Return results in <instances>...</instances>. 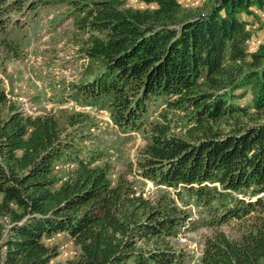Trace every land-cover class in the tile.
Here are the masks:
<instances>
[{"label":"trees","instance_id":"obj_1","mask_svg":"<svg viewBox=\"0 0 264 264\" xmlns=\"http://www.w3.org/2000/svg\"><path fill=\"white\" fill-rule=\"evenodd\" d=\"M27 1L0 0V29ZM60 1L101 62L74 84L75 99L107 105L124 131L146 128L136 172L175 194L152 198L125 175L114 181L110 164L96 163L102 153L83 154L55 113L25 114L0 85V264L49 263L57 250L45 239L58 232L80 245L76 264H179L185 252L167 237L194 220L176 200L184 191L210 214L197 264H264V40L250 49L248 26L264 0H212L196 13L182 0ZM172 111L183 113V133ZM225 116H235L228 130ZM58 159L76 164L65 179L53 172ZM232 219L236 233L222 227Z\"/></svg>","mask_w":264,"mask_h":264},{"label":"rangeland","instance_id":"obj_2","mask_svg":"<svg viewBox=\"0 0 264 264\" xmlns=\"http://www.w3.org/2000/svg\"><path fill=\"white\" fill-rule=\"evenodd\" d=\"M211 2L182 0L183 7L191 13L204 9ZM123 4L146 6L143 0H123ZM16 10L5 29H0V85L5 87L10 100L25 114L55 113L65 130H72L83 154L89 156L93 150L102 153L96 163L107 161L114 181L119 175H125L139 191L152 198H157L166 190L175 194L173 187L156 184L136 172L137 165L133 162L147 142L146 128L124 131L115 124L107 105L86 104L75 99L74 84L91 79L101 69V62L87 55L88 32L76 23L72 6L60 0H28L21 10ZM256 12L259 18L250 16L252 22L248 24L254 30V36L250 39L252 50L264 40V9H257ZM17 17L18 20L13 21ZM251 97L248 90L240 102H250ZM163 106L162 100L153 104L147 118H157ZM6 112L7 107L3 105L2 114ZM75 112H82V115L81 120L73 125L70 124V116ZM171 114L176 130L183 133V113L176 111ZM241 118L248 120L250 116L242 113ZM234 121L235 116H225L219 119L218 124L228 130ZM75 166L74 163L58 159L54 162L53 172L65 179ZM176 200L191 212L194 220L186 221L176 235L167 238L185 252V258L179 264H197L203 253L205 235L212 231V226L206 223L210 214L206 207L196 204L195 197L185 191L181 198L176 196ZM236 223L237 220L232 219L223 223L222 227L236 233ZM45 241L57 250L56 256L47 264L77 263L81 247L67 232H58ZM140 243L147 246L154 244L152 239Z\"/></svg>","mask_w":264,"mask_h":264},{"label":"built area","instance_id":"obj_3","mask_svg":"<svg viewBox=\"0 0 264 264\" xmlns=\"http://www.w3.org/2000/svg\"><path fill=\"white\" fill-rule=\"evenodd\" d=\"M251 43V42H250Z\"/></svg>","mask_w":264,"mask_h":264}]
</instances>
